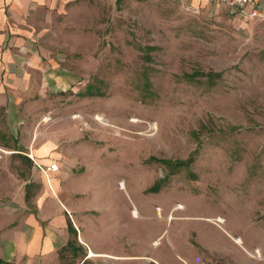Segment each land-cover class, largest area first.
Here are the masks:
<instances>
[{
    "label": "rangeland",
    "instance_id": "rangeland-1",
    "mask_svg": "<svg viewBox=\"0 0 264 264\" xmlns=\"http://www.w3.org/2000/svg\"><path fill=\"white\" fill-rule=\"evenodd\" d=\"M41 38L73 83L22 106L21 155L0 147L4 256L58 264L66 207L79 242L103 252L97 264H264L247 254L264 256V17L83 0ZM50 140L61 156L37 162L29 144ZM31 183L40 187L28 201ZM40 226L55 233L52 250L42 253L44 236L28 254Z\"/></svg>",
    "mask_w": 264,
    "mask_h": 264
},
{
    "label": "crops",
    "instance_id": "crops-1",
    "mask_svg": "<svg viewBox=\"0 0 264 264\" xmlns=\"http://www.w3.org/2000/svg\"><path fill=\"white\" fill-rule=\"evenodd\" d=\"M81 1L83 0H0V106L6 108L9 131L17 139L21 134L19 130L26 124L25 119L29 117L27 114L29 110H23L22 106L33 105L36 102V105L39 106V100H42L41 96L55 93L57 91L55 87H61L62 91H66L67 88L71 89L70 84L68 85L66 82L73 83L71 79L73 75H67L63 67L60 66L61 64L57 63L60 59L43 49L41 37L43 36V31L50 28L51 20L66 13L70 7ZM182 1L189 2V4L205 2L209 6L215 5L208 0ZM255 1L264 16V0ZM52 87L55 91H52ZM11 100L18 102L11 105L9 103ZM41 107L44 108V103L42 102ZM45 107L48 108L47 102ZM21 136H23V133ZM32 137L35 141L39 138V136L37 138L31 135L30 141L33 140ZM34 144L30 143L28 148L37 162H44L48 156L54 158L61 156V154L58 155L55 152H51L54 147H57L56 143L51 140L40 147H36ZM62 172L66 173L63 168ZM49 176L55 178L53 174ZM67 195L70 197L69 194ZM72 212H74L73 209L66 207L58 212L63 223H66L67 232L69 216L74 218L71 214ZM36 232L34 243L30 246V250L27 253L35 255L39 251L37 248L40 245L41 238L44 236L49 241L47 240L48 244L43 245L42 253L51 251L52 247L50 248V244L52 245V240L55 237L52 229L47 227L44 230L40 226ZM64 244L57 248V252ZM39 248L41 247L39 246ZM89 251L90 255L93 254L92 257H99L103 254L101 251H96L100 253H95L91 247H89ZM0 258L18 264L17 261L9 260L4 256L1 249ZM121 258L125 259L127 257L123 256ZM58 264H60L59 259Z\"/></svg>",
    "mask_w": 264,
    "mask_h": 264
},
{
    "label": "trees",
    "instance_id": "trees-1",
    "mask_svg": "<svg viewBox=\"0 0 264 264\" xmlns=\"http://www.w3.org/2000/svg\"><path fill=\"white\" fill-rule=\"evenodd\" d=\"M120 0H117L119 3ZM0 112L3 116V120L0 121V147L9 149V151H16L21 155L20 149H18L17 138L10 134L8 128V119L6 114V108L0 106ZM4 126V127H3ZM23 159L29 163V166L33 167L35 161L30 158L29 155H22ZM40 184H28L26 186V199L32 200L37 194ZM68 233L69 237L65 244L58 250V259L60 264H97L89 257V251L84 244L78 240V231L74 227L72 221L68 219ZM0 264H15L8 262L0 258Z\"/></svg>",
    "mask_w": 264,
    "mask_h": 264
},
{
    "label": "built area",
    "instance_id": "built-area-1",
    "mask_svg": "<svg viewBox=\"0 0 264 264\" xmlns=\"http://www.w3.org/2000/svg\"><path fill=\"white\" fill-rule=\"evenodd\" d=\"M208 1L212 2L215 5L226 6L233 12H236L241 18H244L246 20L264 17L262 11L260 10V7L258 6V4H256L255 0H208ZM38 166L40 167V165ZM53 167H56V165L52 166L50 169L47 168L46 169L48 171L50 170L56 171V169H58ZM40 169L46 172L45 169L43 168Z\"/></svg>",
    "mask_w": 264,
    "mask_h": 264
},
{
    "label": "bare ground",
    "instance_id": "bare-ground-1",
    "mask_svg": "<svg viewBox=\"0 0 264 264\" xmlns=\"http://www.w3.org/2000/svg\"><path fill=\"white\" fill-rule=\"evenodd\" d=\"M75 118H77V116ZM95 120H97L99 122H104L103 118H101V117H96ZM134 122H135V120H134ZM105 125H107V124H105ZM120 187L123 188V183L120 184ZM133 215L134 216L138 215L136 210L133 211ZM223 222H224V220L222 218H218L216 220L217 224H221ZM236 241L238 243H241V240L239 238H237ZM247 254L249 255V257H251L254 260H257L260 262L264 260V256L262 255V253L259 250H257L255 253L248 252ZM92 256H93V254L90 255V257H92Z\"/></svg>",
    "mask_w": 264,
    "mask_h": 264
},
{
    "label": "water",
    "instance_id": "water-1",
    "mask_svg": "<svg viewBox=\"0 0 264 264\" xmlns=\"http://www.w3.org/2000/svg\"><path fill=\"white\" fill-rule=\"evenodd\" d=\"M89 253H90V251H89ZM90 255V254H89ZM91 258V257H90Z\"/></svg>",
    "mask_w": 264,
    "mask_h": 264
}]
</instances>
